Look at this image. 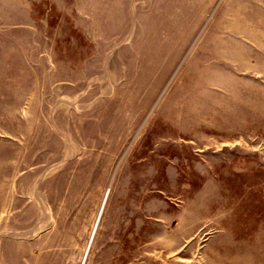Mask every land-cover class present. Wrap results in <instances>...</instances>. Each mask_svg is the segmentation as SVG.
Here are the masks:
<instances>
[{"label": "rangeland", "instance_id": "1", "mask_svg": "<svg viewBox=\"0 0 264 264\" xmlns=\"http://www.w3.org/2000/svg\"><path fill=\"white\" fill-rule=\"evenodd\" d=\"M0 264H264V0H0Z\"/></svg>", "mask_w": 264, "mask_h": 264}]
</instances>
